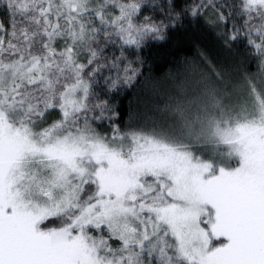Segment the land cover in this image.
<instances>
[{
	"label": "snow or ice",
	"instance_id": "6c2138e0",
	"mask_svg": "<svg viewBox=\"0 0 264 264\" xmlns=\"http://www.w3.org/2000/svg\"><path fill=\"white\" fill-rule=\"evenodd\" d=\"M0 264H264V0H0Z\"/></svg>",
	"mask_w": 264,
	"mask_h": 264
},
{
	"label": "trees",
	"instance_id": "16d2710c",
	"mask_svg": "<svg viewBox=\"0 0 264 264\" xmlns=\"http://www.w3.org/2000/svg\"><path fill=\"white\" fill-rule=\"evenodd\" d=\"M207 48L209 54L221 61L226 66V54L218 53L212 47L210 39L203 36L194 25H185L174 31L166 41L160 42L148 53L149 62L156 69V74L166 71L174 58L194 56L198 48ZM146 97L142 94L133 93L123 101L127 110L129 103L133 106L143 105Z\"/></svg>",
	"mask_w": 264,
	"mask_h": 264
}]
</instances>
